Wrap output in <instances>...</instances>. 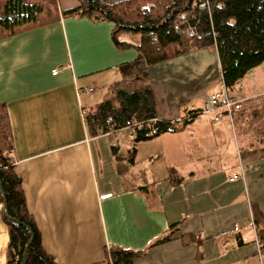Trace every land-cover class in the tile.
<instances>
[{
  "label": "crops",
  "instance_id": "crops-1",
  "mask_svg": "<svg viewBox=\"0 0 264 264\" xmlns=\"http://www.w3.org/2000/svg\"><path fill=\"white\" fill-rule=\"evenodd\" d=\"M80 4L56 0L45 21L0 37V103L45 248L59 264H108L115 246L143 251L133 264H264V72L236 93L233 120L214 121L201 117L222 86L216 50L153 64L156 117L175 129L132 142L123 128L93 134L85 116L99 82L107 96L138 51L114 44L112 21L63 15ZM240 165L245 176L230 181ZM4 215L0 201V264H9Z\"/></svg>",
  "mask_w": 264,
  "mask_h": 264
},
{
  "label": "trees",
  "instance_id": "trees-1",
  "mask_svg": "<svg viewBox=\"0 0 264 264\" xmlns=\"http://www.w3.org/2000/svg\"><path fill=\"white\" fill-rule=\"evenodd\" d=\"M45 1L0 0V37L45 21L44 11L47 16L54 15L56 9L51 4L56 0ZM202 1L208 5L201 7ZM80 2L63 10V15L112 21L114 44L119 48L135 47L138 51L133 60L121 65V79L109 86L107 96L87 112V126L93 134L97 135L100 128L108 129L109 116L114 118L115 128H121L132 117L157 116L156 99L148 80L149 66L153 64L195 49L211 48L218 53L225 83L234 89L250 71L264 64V0ZM189 25L197 27L193 37L186 36L185 27ZM126 33L139 34L140 42L123 39ZM161 127L162 132L175 129L166 122ZM12 135L7 105L0 103V201L7 202L9 216L4 215L9 233L8 263L59 264L43 245L41 232L28 209L22 178L8 157L13 151ZM142 252L115 246L107 249L106 256L108 264H133Z\"/></svg>",
  "mask_w": 264,
  "mask_h": 264
},
{
  "label": "built area",
  "instance_id": "built-area-1",
  "mask_svg": "<svg viewBox=\"0 0 264 264\" xmlns=\"http://www.w3.org/2000/svg\"><path fill=\"white\" fill-rule=\"evenodd\" d=\"M207 2H201L200 6L205 7L207 6ZM195 25H189L185 27V33L187 37H193L197 34ZM54 73H57V70H54ZM253 70L249 72V74H252ZM94 86H89L86 88L88 92L94 91ZM237 102V96L234 93L233 89L229 87L224 80V77H222V86L220 89L210 93L208 95L207 100L205 101L204 107L202 109V112L205 114H214V121H219L224 116H229L231 120H233V107ZM114 118L112 116H109L107 119V125L108 129L104 130L102 128L99 129V134H109L119 128L114 127ZM163 121L158 118H150V119H139L137 117H132L128 120H126L125 124L121 127L128 131V135L130 138V141H136L139 138H150L153 136L158 135L160 132H162L161 123ZM8 157L10 158L11 164H15V160L13 158L12 154H9ZM247 167L244 165H240V170L233 173V175L229 178L230 181H234L240 178H243L246 174ZM112 194L107 193L102 195V198L110 197Z\"/></svg>",
  "mask_w": 264,
  "mask_h": 264
},
{
  "label": "rangeland",
  "instance_id": "rangeland-1",
  "mask_svg": "<svg viewBox=\"0 0 264 264\" xmlns=\"http://www.w3.org/2000/svg\"><path fill=\"white\" fill-rule=\"evenodd\" d=\"M196 50V49H195ZM253 71H255L256 72V74L254 75V78H251V79H249V77L250 76H252L253 74H248L244 79H243V81H242V85L240 86V90H236V89H234V88H232L233 89V91H234V93L236 94V93H239L240 91L243 93V91L242 90H244L243 88H246V89H249L250 87H251V85H253V84H255V82H257V83H260V82H263L261 79H259L260 77H258L259 75H263V72H264V64H262V65H260L259 67H257L256 69H254ZM257 71H258V74H257ZM254 73V72H253ZM119 78H120V76H119ZM261 84V83H260ZM99 85H100V87L99 88H97V90H96V93H95V96H96V98H94V101H101L105 96H106V93H107V91H106V88H107V85H109V84H100V82H99ZM241 88H242V90H241ZM102 94V95H101ZM246 103H248V102H246ZM245 103V104H246ZM211 114V113H210ZM210 116L211 115H205V116H202L201 118L202 119H209L210 118ZM232 118H233V116H232Z\"/></svg>",
  "mask_w": 264,
  "mask_h": 264
},
{
  "label": "water",
  "instance_id": "water-1",
  "mask_svg": "<svg viewBox=\"0 0 264 264\" xmlns=\"http://www.w3.org/2000/svg\"><path fill=\"white\" fill-rule=\"evenodd\" d=\"M3 205H4V214H5L7 217H9V216L7 215V213H6L7 202L4 201ZM28 246H29V244H28V245L26 246V248H25L24 255H23V258H22V263H23V261H24V259H25L26 253H27V251H28Z\"/></svg>",
  "mask_w": 264,
  "mask_h": 264
}]
</instances>
